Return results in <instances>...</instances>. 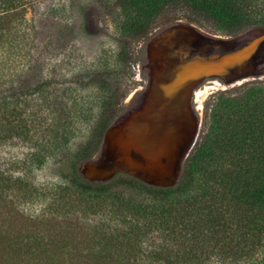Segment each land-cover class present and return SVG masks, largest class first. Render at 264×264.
<instances>
[{"label":"trees","instance_id":"16d2710c","mask_svg":"<svg viewBox=\"0 0 264 264\" xmlns=\"http://www.w3.org/2000/svg\"><path fill=\"white\" fill-rule=\"evenodd\" d=\"M27 2L0 0V147L27 150L23 175L0 168V264H264V81L210 97L172 186L80 171L134 85V41L184 19L214 35L264 28V0H101L94 8L116 19L112 55L24 86ZM51 162L64 166L60 180L27 177Z\"/></svg>","mask_w":264,"mask_h":264},{"label":"rangeland","instance_id":"374dc122","mask_svg":"<svg viewBox=\"0 0 264 264\" xmlns=\"http://www.w3.org/2000/svg\"><path fill=\"white\" fill-rule=\"evenodd\" d=\"M98 2L28 0L25 19L35 32L24 86L34 85L51 68L68 72L92 64L98 54L112 55L116 19L111 10L98 12ZM131 55L129 80L134 85L121 94L99 152L80 171L95 182L123 172L153 185L172 186L182 177L210 97L264 81V28L225 36L190 20L171 21L134 41ZM26 154L21 146L0 147V168L23 175L26 171L17 163ZM62 171L63 165L51 162L27 177L42 186L60 180Z\"/></svg>","mask_w":264,"mask_h":264},{"label":"bare ground","instance_id":"6f19581e","mask_svg":"<svg viewBox=\"0 0 264 264\" xmlns=\"http://www.w3.org/2000/svg\"><path fill=\"white\" fill-rule=\"evenodd\" d=\"M208 90V89H207ZM204 92V91H203Z\"/></svg>","mask_w":264,"mask_h":264}]
</instances>
